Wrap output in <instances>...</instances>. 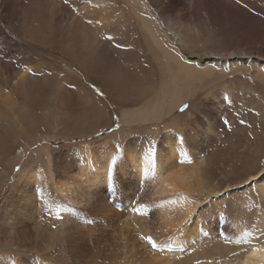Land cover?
Segmentation results:
<instances>
[{
  "label": "bare ground",
  "instance_id": "1",
  "mask_svg": "<svg viewBox=\"0 0 264 264\" xmlns=\"http://www.w3.org/2000/svg\"><path fill=\"white\" fill-rule=\"evenodd\" d=\"M151 2L171 36L147 15L144 0H123L158 67V80L155 72L153 82L144 86L143 77L114 57L86 17L62 11L61 0H0V75L8 80L11 74L1 59L4 53L26 42L46 46L52 38L74 61L79 62L76 54L84 51L81 62L97 68L94 72L117 99L141 100L136 107L123 108L122 121L129 127L144 126L141 135L122 127L78 146L54 148L42 142L0 205V264H264V114L256 119L263 141L257 153L249 154L247 145L238 153L221 147L230 131L229 107H241L242 99L264 113V99L235 83L219 90L207 86L224 72L217 71V60L227 58L232 69L241 61V69L252 73L255 87L264 94V52L246 45L204 50L195 43L201 9L213 18L215 9L234 17L235 0ZM184 51L196 61L186 60ZM162 70L171 76V86L159 81ZM16 74L10 77L13 91L31 97L30 90L41 83L39 76L29 70ZM44 76L40 86H55L60 96L67 92L59 72ZM195 85L208 87L203 98L191 100L185 113H175ZM11 94L0 88L4 157L12 153L18 123ZM76 95L83 108L79 127L86 123L91 131L98 130L100 116L107 120L106 107ZM163 118L169 120L160 130ZM42 121L36 116L21 131L29 136ZM74 127L69 132L80 133ZM149 147L155 150V163ZM236 157L245 159L241 171ZM38 159L45 170L36 166ZM229 201L232 211L227 217ZM142 237H151L156 247Z\"/></svg>",
  "mask_w": 264,
  "mask_h": 264
},
{
  "label": "rangeland",
  "instance_id": "2",
  "mask_svg": "<svg viewBox=\"0 0 264 264\" xmlns=\"http://www.w3.org/2000/svg\"><path fill=\"white\" fill-rule=\"evenodd\" d=\"M115 1L61 0V6L65 7L62 10L63 12L86 17L88 23L91 21L89 24L99 32L101 39L103 38L106 45L108 44L107 47L111 50L114 57L120 60L124 66L135 70L137 75L142 76V83L145 86L148 84L147 82H153L151 79L153 76L155 77V72L158 80L159 72L156 59L151 56L150 50L144 44V36L140 33L142 30L130 22L128 16L130 10L123 6V0H119L118 6L115 5ZM144 2L148 6L145 10L147 15L152 16L167 31L168 35L171 36L172 34L168 31L163 17L158 9L154 7L151 0H144ZM234 3L236 4V10H238V15L234 17L229 16L227 12L225 14L215 9L213 11L215 18H213L209 10L201 9L199 17L195 19L200 28L198 31L199 39L195 43L204 50L222 49L230 46L242 47L246 45L263 54L264 0H240V3H237V0H235ZM20 26L21 24H18L16 27L19 28ZM171 42L176 44L177 40L172 36ZM46 44V46H41L36 43L26 42L24 46L16 48L11 54L6 55L4 53L1 56L4 65H7L11 73L10 77L12 76L13 78L17 75L16 73H23V71L29 70L31 73L39 76L40 85H42L44 83L41 80L43 73L46 75L44 77L51 78L55 72H59V77L63 80L67 92L65 91L60 96L55 86L47 85L42 87L39 85L38 88L30 90L29 95L31 97H27L19 91H13L10 77L6 80L0 75V88L12 93L11 96L15 100L14 105H16L15 118L18 120L17 126L13 128V137L11 138L13 140L12 153L5 157L0 155V205L4 201V196L8 195L12 185L23 170L28 156L34 153L41 146L42 142H50L54 148L71 144L78 146V144H86V142L98 141L100 138L109 137L112 134L120 132L122 127H126L132 133H135V135H141L144 127L140 123L132 124V127H129L128 124L122 121L123 108H126L125 106L128 107V104L131 105L129 107H136L138 102V104L142 103L141 100L131 99L123 101L119 98L117 99L113 94L112 88L108 87V84L99 79L98 75L94 72V69L97 68L94 65L89 67L84 64L85 62H81L85 57L84 51L79 50L76 54V59L80 60L78 62L74 61L73 57L69 56L59 44L53 42L52 38H49ZM183 57L189 60V62L196 61V58L191 57L187 52L183 53ZM224 60L218 59L216 63L217 71L220 69L219 71L224 72L214 77V81L208 82L207 86H214L213 90H219L221 87L223 88L226 85L235 83L237 86L239 85L238 88H241L240 90H244L245 92L251 91L257 98L262 97L261 99H264V94L255 87L256 83H254L252 73L249 70L244 71L241 69L243 67L241 61L238 63L240 67L236 65L238 69H232V66L228 62L229 59L224 58ZM226 62L227 64H225ZM52 64L53 66H51ZM55 68L57 71H55ZM159 81H162L165 86H171V76H168L166 70H162ZM241 84H243L242 87L240 86ZM207 86H192V90L188 91L185 100L176 108L175 113H185L190 108L191 100L202 99L205 91L208 89ZM98 92L103 93V95L98 94ZM76 94H79V96L82 94L86 100H96L97 106L106 107L107 113L105 115L107 120H102L103 116H100L99 120L101 124L104 121H108L111 123V126L106 125L104 128H101L102 125L100 124L99 129H94L93 131L89 129L86 123H82L79 127L83 108L78 106ZM248 97H250V93H248ZM239 101L240 104L242 103L241 107L238 105L230 106L226 113L230 131L227 141L221 147H230L232 149L231 152L238 153V151L244 148V145H247L245 150L248 149V153L250 151L254 154L257 153L259 147L263 144V141H261L262 136L258 135L261 127L258 128L256 119H261L264 113L260 107L251 106L250 103H246L242 99ZM185 106H187V109L181 111ZM36 116L44 121H42L43 125L27 136L24 130L21 131V129L29 125L31 119H35ZM168 120L169 118L167 120L166 118L159 120L160 130H165ZM4 125V122L0 121V134L2 135L5 134ZM154 125L156 123H151L149 126L153 127ZM74 126H76L80 133H70L75 128ZM97 132L103 135H95ZM233 138L234 140H232ZM121 144L122 140L120 138L115 145L119 148ZM244 157L242 156V158ZM242 158H235L237 171H241L245 163V159ZM36 166L41 170H45L44 163L40 162L39 159ZM235 178L234 175L232 180H235ZM231 211L232 205L229 201L226 211L227 217L231 215ZM1 252L5 253L6 251L1 250Z\"/></svg>",
  "mask_w": 264,
  "mask_h": 264
},
{
  "label": "snow or ice",
  "instance_id": "3",
  "mask_svg": "<svg viewBox=\"0 0 264 264\" xmlns=\"http://www.w3.org/2000/svg\"><path fill=\"white\" fill-rule=\"evenodd\" d=\"M237 3H240V0H237ZM89 23H91V21H89ZM98 94L103 95V93H99V92H98ZM186 109H187V106H185V108L181 109V111H185ZM241 123H243V121H241ZM109 130H111V129H109ZM96 135L97 136H101L103 134L100 133V132H97ZM116 147H118V146H116ZM148 153H149V155H151L153 157V163H155L156 162L155 150L153 148L149 147L148 148ZM110 173H111V169H109V174ZM188 222H189L188 220H185L183 223L187 224ZM142 239L146 240L149 244L152 245V247H156V245H155V243H154V241H153V239L151 237H142ZM233 255H236V253H233Z\"/></svg>",
  "mask_w": 264,
  "mask_h": 264
}]
</instances>
